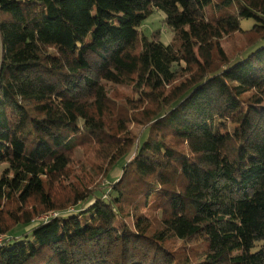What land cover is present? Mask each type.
Instances as JSON below:
<instances>
[{"label": "trees", "instance_id": "obj_1", "mask_svg": "<svg viewBox=\"0 0 264 264\" xmlns=\"http://www.w3.org/2000/svg\"><path fill=\"white\" fill-rule=\"evenodd\" d=\"M0 48V264H264V0H0Z\"/></svg>", "mask_w": 264, "mask_h": 264}, {"label": "rangeland", "instance_id": "obj_2", "mask_svg": "<svg viewBox=\"0 0 264 264\" xmlns=\"http://www.w3.org/2000/svg\"><path fill=\"white\" fill-rule=\"evenodd\" d=\"M218 0H214V4L217 3ZM231 10L236 9V5L234 3L231 4ZM216 10L219 11L220 8L216 7ZM164 18V13L161 10L154 11L149 17H147L140 26L141 33L145 34L146 36L155 35V38L160 40L164 44H169L172 40L173 33L170 29L164 26L162 20ZM252 18H242L240 21L241 29H248L253 24ZM231 40H226L224 45L225 47H230L231 45H236L235 42ZM239 43V42H238ZM237 43V44H238ZM115 174V173H114ZM254 250V249H253Z\"/></svg>", "mask_w": 264, "mask_h": 264}, {"label": "water", "instance_id": "obj_3", "mask_svg": "<svg viewBox=\"0 0 264 264\" xmlns=\"http://www.w3.org/2000/svg\"><path fill=\"white\" fill-rule=\"evenodd\" d=\"M1 49V48H0Z\"/></svg>", "mask_w": 264, "mask_h": 264}]
</instances>
